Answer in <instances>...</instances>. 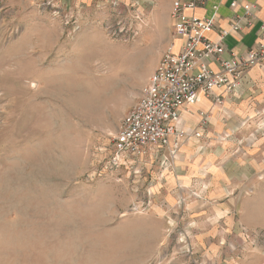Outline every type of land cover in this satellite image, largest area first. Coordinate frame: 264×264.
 Returning <instances> with one entry per match:
<instances>
[{"label":"rangeland","instance_id":"1","mask_svg":"<svg viewBox=\"0 0 264 264\" xmlns=\"http://www.w3.org/2000/svg\"><path fill=\"white\" fill-rule=\"evenodd\" d=\"M172 2L0 0V264H264V114L206 126L167 170L103 166L173 42ZM207 149L222 159L169 182Z\"/></svg>","mask_w":264,"mask_h":264},{"label":"built area","instance_id":"2","mask_svg":"<svg viewBox=\"0 0 264 264\" xmlns=\"http://www.w3.org/2000/svg\"><path fill=\"white\" fill-rule=\"evenodd\" d=\"M206 2L173 0L170 11L173 33L182 43L178 50L172 44L165 50L140 97L125 114L113 137L112 150L103 160L105 169L125 167L137 172L138 162L147 158L159 161L162 169L167 170L181 147L202 136L210 123L209 113L200 111L199 129L187 127L183 111L196 105L201 97L222 104L226 95L239 89L249 69L264 67V39L245 56H224L227 36L241 30L243 24L253 23L254 5L233 0L230 6L235 10L241 8L242 14L237 15L230 28H221L217 39H212L210 34L216 28L219 5H213L210 15L192 12ZM258 31L264 37V20Z\"/></svg>","mask_w":264,"mask_h":264},{"label":"crops","instance_id":"3","mask_svg":"<svg viewBox=\"0 0 264 264\" xmlns=\"http://www.w3.org/2000/svg\"><path fill=\"white\" fill-rule=\"evenodd\" d=\"M232 1L233 0H207L204 6H199L192 11L199 16H205L206 14L210 15L213 12V5H219V18L216 23V28L210 34L212 39H217L219 30L221 28H230L231 22L237 17V15L242 14L243 11L241 8L235 10L230 6ZM236 1L240 4H253L255 8V19L250 26L243 24L241 30L233 32L227 36L225 40V57L231 56L232 54L238 57L245 56L251 48L264 39L258 31L260 23L264 20V0ZM181 43L182 40L180 38L174 37L172 42L173 49L178 50ZM200 111L209 113L210 123L208 126L210 125V130H208V135H215L216 137L221 133H235L239 130L238 126H240L241 122L246 118L264 114V67L254 66L249 69L245 74L239 89L232 94L226 95L222 104H214L209 98L201 97L196 105L185 109L183 114L187 113L194 116V120L189 121L183 115L187 127H190L193 124H199ZM205 129L204 131H206ZM209 142L210 141H207L205 143L207 144ZM186 144H188V147L185 149L186 151L187 149L194 150L195 147L199 145L197 140H190ZM217 149L221 148L219 147ZM208 150L209 149L205 150L200 156H197V154L192 155L190 153L192 150L189 152L185 151L186 153L183 152L182 158L180 159L181 165H179V160H177L178 162L176 161V163L178 167L180 166L181 169L184 167L185 170H174L175 174H177V180L175 176H170L169 182L177 184L178 181H182L178 179L179 175H181L180 177H185L184 181L193 184L195 176L198 172H202V167L218 163L223 157L224 152L222 150ZM206 169L207 167L205 168V171ZM219 169L222 170L221 167ZM166 187L169 188V185ZM172 193L173 192H168L166 194L164 202H169V199L174 198V196L177 195Z\"/></svg>","mask_w":264,"mask_h":264}]
</instances>
